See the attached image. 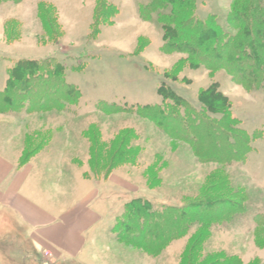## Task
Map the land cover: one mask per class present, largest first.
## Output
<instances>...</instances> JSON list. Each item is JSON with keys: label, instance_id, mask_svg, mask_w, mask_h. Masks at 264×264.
<instances>
[{"label": "rangeland", "instance_id": "374dc122", "mask_svg": "<svg viewBox=\"0 0 264 264\" xmlns=\"http://www.w3.org/2000/svg\"><path fill=\"white\" fill-rule=\"evenodd\" d=\"M237 1L245 0H194L195 17L205 21L214 16L235 35L227 19ZM151 2H0V91L19 61L55 57L65 68L66 83L80 92L77 104L65 109H0V151L19 169L32 166L26 191L44 208L47 195L42 198L39 191L73 201L98 190L102 202L94 208L104 220L90 239L85 264H264V87L248 90L225 70L212 73L188 63L178 67L186 56L164 53L156 16L151 21L140 16V8ZM161 87L185 103L173 109L183 125L168 122L174 136L168 124L160 126L140 114L144 106L172 103L160 95ZM210 89L225 100L226 112L203 103L201 96ZM225 113L235 121V134L218 133ZM192 124L194 142L203 143L198 151L182 138ZM222 138L233 145V155L215 151V140L225 144ZM120 150L132 151L133 157L123 158ZM223 190L245 197L238 216L209 232L194 226L157 254L113 232L124 205L134 199L187 211L195 202L240 203ZM17 224L15 215L1 213L0 244L35 259L33 264H55L51 257L26 252L24 244L30 242ZM10 234L12 243L5 242Z\"/></svg>", "mask_w": 264, "mask_h": 264}, {"label": "trees", "instance_id": "16d2710c", "mask_svg": "<svg viewBox=\"0 0 264 264\" xmlns=\"http://www.w3.org/2000/svg\"><path fill=\"white\" fill-rule=\"evenodd\" d=\"M2 1L11 0H0ZM154 15L163 30V52L186 56L178 62V67L188 63L191 68L203 67L212 73L225 70L233 80L248 90L264 87V0L236 2L233 16L227 19L229 26L237 30L235 35L226 32L214 16L205 21L196 19L194 0H152L150 4L140 8L142 19L151 21ZM8 77L4 90L0 91V109L9 112L25 107L31 110L65 109L67 105L77 104L80 97L78 88L66 83L65 68L55 57L41 61L21 60L8 71ZM159 93L165 101L171 100L172 103L144 106L141 109L143 113L140 114L160 126L168 124L167 131L173 135L174 131L168 122L183 125V120L173 109L184 106L185 103L175 92L168 91L165 87H161ZM215 94V90L210 89L203 93L201 100L206 106L215 107L213 111L226 112L225 100ZM24 96L27 98H21ZM217 124L219 134L236 133L233 128L235 121L228 113H225L223 120ZM194 128L196 126L192 124L182 138L188 143L191 142L198 151L203 147V143L194 142L193 135H190ZM219 142L220 139L215 140L213 144L215 151L224 149L232 155L235 153V150L232 151L233 145L226 139L225 144ZM118 152H123V158L133 157L130 156L132 151ZM118 155L114 154L117 158L120 156ZM223 192L225 195L232 194L240 203L228 202L225 199L195 202L189 204L187 211L173 206H156L148 200L134 199L124 205V213L118 219L113 232L119 238L138 244L144 251L157 254L173 241L187 235L194 226L209 232L214 225L228 222L238 216L244 209L245 197L227 190ZM219 206L224 208L215 213L206 210ZM135 237H138L139 241H136ZM235 262L226 264H238Z\"/></svg>", "mask_w": 264, "mask_h": 264}, {"label": "crops", "instance_id": "0c3cea01", "mask_svg": "<svg viewBox=\"0 0 264 264\" xmlns=\"http://www.w3.org/2000/svg\"><path fill=\"white\" fill-rule=\"evenodd\" d=\"M31 168V165H26L19 169L11 158L0 151V216L10 212L17 217L20 234L30 242V245L24 244L26 252L51 257L55 264H85L90 239L103 222L94 208L102 202L99 200L100 193L96 190L85 199L74 196L71 201L61 197L60 193L46 191L43 195L39 191L42 198L47 195L44 202L48 208H44L32 199L30 191H26L31 187V183L26 182ZM13 236L8 235L5 242L12 243L9 239ZM17 237L20 238V235H15ZM6 245L0 244V264L35 262V259L16 255L14 250H7Z\"/></svg>", "mask_w": 264, "mask_h": 264}]
</instances>
